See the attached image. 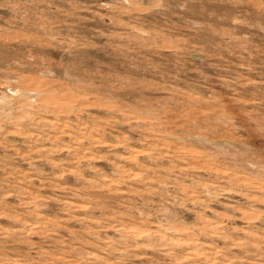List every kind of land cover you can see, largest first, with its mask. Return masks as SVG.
Here are the masks:
<instances>
[{"label": "rangeland", "instance_id": "rangeland-1", "mask_svg": "<svg viewBox=\"0 0 264 264\" xmlns=\"http://www.w3.org/2000/svg\"><path fill=\"white\" fill-rule=\"evenodd\" d=\"M0 264H264V0H0Z\"/></svg>", "mask_w": 264, "mask_h": 264}]
</instances>
